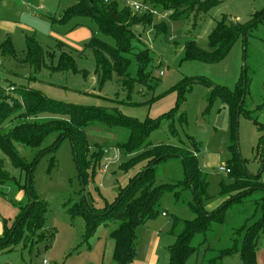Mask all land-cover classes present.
<instances>
[{
  "label": "rangeland",
  "instance_id": "rangeland-1",
  "mask_svg": "<svg viewBox=\"0 0 264 264\" xmlns=\"http://www.w3.org/2000/svg\"><path fill=\"white\" fill-rule=\"evenodd\" d=\"M132 1L127 0L126 3ZM192 1L187 5L189 11L154 10L155 24L162 26L164 21L168 28L166 33L157 31L153 26L133 27L135 51L127 56L131 60L128 75L138 78L135 53L150 49L152 62L148 72L152 79L145 86L137 82L129 93L128 87L124 86L125 78L117 73H113L103 86L97 83L96 61L88 48L92 37L97 34V26L89 18H74L64 24L51 21V17L61 20L64 11L75 4L74 0H0V45L11 37L16 51L15 58H12L4 56L0 50V82L6 87L38 90L54 100L101 107L140 121L169 113L172 119H165L148 142L178 146L182 150L179 153L184 155L191 152L207 175L208 203L214 205L218 200L224 201L220 197V184L222 181L230 183L231 179L219 168L233 159L238 164L236 152L245 161L249 173L255 176L261 174V183L264 184V144L258 148L264 131H260L245 115V112L249 113L264 125V19L249 29L245 39H238L229 55L219 63L184 60V47L188 41L195 40L200 47L207 49L208 36L217 21L227 16L233 21L247 23L256 13L264 12V0H221L206 12L199 9L211 0ZM191 10V17L186 20L173 21L170 17L171 14L184 17ZM27 36L34 37L45 52V65L41 70L24 62ZM99 37L114 45L111 37ZM63 52L75 58L77 72L53 69ZM83 70L87 71L86 77L82 74ZM242 78L250 84L249 94L238 117L233 138L227 102L221 91L215 94L217 97L214 99L212 94L214 87L235 93ZM191 79H203L212 86L194 84L183 93L180 90L170 91ZM172 124L177 136L170 131ZM58 135L57 132L49 133L37 149L18 146L19 152L28 161L45 148L51 151L40 158L32 177L34 195L46 203L44 226L39 231H28L24 227L23 237L12 245L3 244L8 237L7 228L16 223L17 217L29 205L30 197L21 188L25 183L24 173L14 168L0 153L11 178L1 185L0 264H6L8 260L13 264H42L44 257L49 260L50 252L53 264L104 262L110 233L117 223L100 224L90 245L82 244L85 221L80 216L73 217L68 211L69 208L73 211L82 198L73 146L69 139H65L56 147ZM86 135L91 146L89 160L93 163L96 154L103 152L100 162L103 165L108 155H115L117 145L128 139L129 132L125 128H110L97 122L87 126ZM232 145L235 148H231ZM122 154L121 151V158L107 172L103 173L100 166L94 182L86 186L85 200L89 207L99 210L113 203L120 188L126 187L140 170L141 165L130 172H123L120 167L133 156ZM185 177L181 158L170 157L156 166L157 185L183 181ZM193 203V193L189 189L181 190L179 201L171 193L164 195L160 215L136 229L138 251L133 264H148L154 252L152 247L156 234L160 236V243L155 254L158 258L162 256L158 264L167 262V249L181 232V221L196 218L190 207ZM208 203L204 207L206 211ZM162 212L167 216H163ZM174 217L181 220L176 226ZM263 217L264 188H259L233 203L223 224L213 223L206 235H195L192 245L196 251L186 264H244L241 248L247 229ZM48 236L53 238L50 245L46 242ZM25 237H28L26 242ZM257 247V263L264 264V231L259 235ZM224 251L229 253L223 254Z\"/></svg>",
  "mask_w": 264,
  "mask_h": 264
},
{
  "label": "trees",
  "instance_id": "trees-1",
  "mask_svg": "<svg viewBox=\"0 0 264 264\" xmlns=\"http://www.w3.org/2000/svg\"><path fill=\"white\" fill-rule=\"evenodd\" d=\"M75 4L63 13L61 20L51 17L53 23H67L74 18H89L97 26V34L94 35L88 44L96 61V80L103 86L112 78L113 73L125 78L124 86H127L129 93L134 85H148L152 79L148 72V66L152 62L150 49L135 53V60L138 66L137 79L128 75L131 60L127 57L135 49L133 39L135 34L133 27L153 26L157 31L166 33L168 28L163 25H156L152 13L137 14L129 6H122L120 0H111L106 3L104 0H74ZM149 5L153 10L164 12H183L188 10L187 5L192 0H139ZM221 3V0L206 1L199 11L206 12L212 6ZM189 11V10H188ZM192 10L184 17H175L171 14L173 21L186 20L191 17ZM264 19V12L256 13L254 18L247 23L233 21L223 16L217 21L215 27L208 36V48L204 49L195 40L188 41L184 47V60L200 61L208 64H215L223 61L231 52L233 46L241 37L245 39L250 28ZM99 35L111 37L114 45L101 39ZM26 54L24 62L30 64L36 70H41L45 65V52L34 37H26ZM2 54L15 58V48L11 37L0 45ZM57 71L77 72L75 58L67 52L59 56L56 66ZM83 76L87 71L83 70ZM194 84H202L207 87L212 85L203 79H191L176 85L170 91L180 90L183 93ZM249 82L241 79L235 93L230 94L224 89L214 87L212 99L221 91L223 99L227 102L230 111V121L233 129V138L238 127V117L243 111L245 99L249 94ZM14 87V86H12ZM245 115L253 120L260 131H264L257 118L249 113ZM165 119H172L169 113L160 115L157 118L148 117L144 121L135 118L125 117L122 114L111 113L106 109L94 106H82L65 103L46 97L42 92L33 89H19L6 87L0 82V153L10 161L11 165L25 175L24 189L29 197L30 203L24 212L17 217L12 228H7V240L4 245H12L23 237L22 229L27 227L28 231H39L44 226V215L46 203L38 200L33 193V171L40 158L50 148L41 150L33 160L28 161L18 150V146L37 149L40 148L51 132H57L58 138L55 145L62 140L69 139L72 142L73 153L78 170L80 182L81 201L76 203V208L69 213L75 217L80 216L85 221V231L82 235V244L90 245V240L95 236L97 228L102 223L116 222L117 227L110 233L114 242L113 262L114 264H132L137 256V235L136 229L147 224L160 215L161 200L166 193L173 194L176 201L180 199L182 189H189L193 193L194 203L190 204L196 214L193 220L181 221L183 227L181 232L175 236V242L168 247L169 260L167 264H186L189 258L195 253L196 248L192 241L197 234H204L211 230L213 223L223 224L226 214L231 205L256 189L264 188L261 183V174L255 176L248 172L245 161L238 157V164L234 159L227 163L231 170L228 176L230 183L224 181L220 184V197L225 199L222 204L212 212L205 210L206 203L210 197L207 194V175L199 166V160L192 155L180 154V147L170 144L153 145L148 142L151 134L160 127ZM106 124L110 128H125L129 132L128 139L117 145L116 149L122 151L124 156H133L120 169L123 172H130L141 165L140 170L130 179L129 184L120 188L116 200L106 205L103 209L91 208L85 200L86 186L93 183L100 169L103 152L96 154L94 162L89 160L91 146L87 140L86 128L93 123ZM173 136H177L174 125L170 126ZM264 144V136H261L258 148ZM54 145V146H55ZM99 148V147H98ZM231 148H235L232 145ZM170 157L181 158L186 171L183 181L157 185L156 166ZM9 173L5 170V160L0 157V195L3 194L1 185L10 180ZM21 186V185H20ZM84 186V191L82 190ZM165 212H162V215ZM167 215V214H166ZM174 226L178 219L174 217ZM240 230H237L238 232ZM264 231V217L251 225L245 234L241 258L244 264L257 263V243L261 232ZM3 237V236H2ZM49 237V238H48ZM46 239L51 244L52 236ZM28 237H25L24 242ZM236 245L234 249H236ZM233 249V250H234ZM224 251L223 254H228Z\"/></svg>",
  "mask_w": 264,
  "mask_h": 264
},
{
  "label": "built area",
  "instance_id": "built-area-1",
  "mask_svg": "<svg viewBox=\"0 0 264 264\" xmlns=\"http://www.w3.org/2000/svg\"><path fill=\"white\" fill-rule=\"evenodd\" d=\"M104 1L108 3L111 0H104ZM120 1L125 3V6H129L134 13H137V14L155 13V11L149 5L144 4L140 2L139 0H134L131 3L130 2L126 3L127 0H120ZM10 90L12 91L14 90V88H10ZM120 158H121V151L119 149H116L115 155L112 156L111 154L106 157L105 159L106 162L102 165V172L103 173L107 172L110 169V166L116 163L117 161H119ZM219 170L225 174H229L231 172V170L227 167V165L220 167ZM163 216H166V213H163ZM43 264H51V262L47 258H45L43 260Z\"/></svg>",
  "mask_w": 264,
  "mask_h": 264
},
{
  "label": "crops",
  "instance_id": "crops-1",
  "mask_svg": "<svg viewBox=\"0 0 264 264\" xmlns=\"http://www.w3.org/2000/svg\"><path fill=\"white\" fill-rule=\"evenodd\" d=\"M223 200H218L216 202V204H210L208 203V205L206 206L207 211H213L215 209H217L222 203ZM167 216V215H166ZM160 236L156 234V238L153 239V250L154 252L151 253L152 257H149L148 260V264H158L160 262V260L162 259V256L160 255V257L158 258V255H156L155 253L157 252V247L159 246L160 243ZM172 245V244H170ZM113 249H114V242L112 241V239L110 238V240L108 241V247L105 250V257H104V262L103 264H114L113 262ZM168 250V249H167ZM50 255H48L49 257V261L51 262V252L49 253ZM166 255V252L164 253ZM46 257H44L45 259ZM43 259V260H44ZM169 258H167V262H165V264L168 263ZM15 263V262H14ZM134 263V262H133ZM132 263V264H133ZM6 264H13L11 260H8ZM43 264V263H42ZM51 264H53L51 262ZM162 264V263H161Z\"/></svg>",
  "mask_w": 264,
  "mask_h": 264
},
{
  "label": "water",
  "instance_id": "water-1",
  "mask_svg": "<svg viewBox=\"0 0 264 264\" xmlns=\"http://www.w3.org/2000/svg\"><path fill=\"white\" fill-rule=\"evenodd\" d=\"M82 190L84 191V186H82Z\"/></svg>",
  "mask_w": 264,
  "mask_h": 264
}]
</instances>
